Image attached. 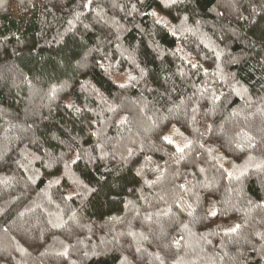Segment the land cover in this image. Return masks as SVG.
Instances as JSON below:
<instances>
[{
    "label": "trees",
    "instance_id": "trees-1",
    "mask_svg": "<svg viewBox=\"0 0 264 264\" xmlns=\"http://www.w3.org/2000/svg\"><path fill=\"white\" fill-rule=\"evenodd\" d=\"M0 264H264V0H0Z\"/></svg>",
    "mask_w": 264,
    "mask_h": 264
},
{
    "label": "snow or ice",
    "instance_id": "snow-or-ice-1",
    "mask_svg": "<svg viewBox=\"0 0 264 264\" xmlns=\"http://www.w3.org/2000/svg\"><path fill=\"white\" fill-rule=\"evenodd\" d=\"M180 151H183V149H180Z\"/></svg>",
    "mask_w": 264,
    "mask_h": 264
}]
</instances>
